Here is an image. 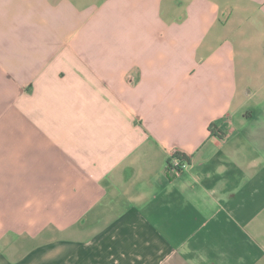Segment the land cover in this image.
<instances>
[{"label":"crops","instance_id":"0c3cea01","mask_svg":"<svg viewBox=\"0 0 264 264\" xmlns=\"http://www.w3.org/2000/svg\"><path fill=\"white\" fill-rule=\"evenodd\" d=\"M0 264H264V0H0Z\"/></svg>","mask_w":264,"mask_h":264},{"label":"built area","instance_id":"2783aa9c","mask_svg":"<svg viewBox=\"0 0 264 264\" xmlns=\"http://www.w3.org/2000/svg\"><path fill=\"white\" fill-rule=\"evenodd\" d=\"M181 157L178 153H173L169 159V168L174 171H181L187 167V163L180 159Z\"/></svg>","mask_w":264,"mask_h":264},{"label":"trees","instance_id":"16d2710c","mask_svg":"<svg viewBox=\"0 0 264 264\" xmlns=\"http://www.w3.org/2000/svg\"><path fill=\"white\" fill-rule=\"evenodd\" d=\"M180 159H183L182 157H179Z\"/></svg>","mask_w":264,"mask_h":264}]
</instances>
